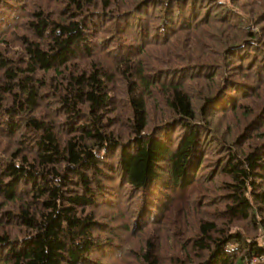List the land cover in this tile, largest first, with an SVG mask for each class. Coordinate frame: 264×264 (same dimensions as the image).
Instances as JSON below:
<instances>
[{"label":"trees","instance_id":"trees-1","mask_svg":"<svg viewBox=\"0 0 264 264\" xmlns=\"http://www.w3.org/2000/svg\"><path fill=\"white\" fill-rule=\"evenodd\" d=\"M95 1L63 0L65 14L55 18L44 10L46 4L34 3L32 9V0H0V42L18 26L33 37L21 36L24 67H15L18 71L0 53L7 80L0 90L13 99L11 107H0L8 110L7 129L18 128L14 114L39 106L37 70L59 77L54 88L61 109L60 119L55 113L52 120L28 117L24 125L35 134L33 148L0 159V264H98L90 257L101 245L102 210L115 204L122 212L112 190L126 186L132 198L140 192L130 231L145 237L142 264H158V230L177 208L169 201L171 192L194 184L215 214L199 219L189 250L182 244V256L171 253L174 264L264 259V0H98L97 12L86 18L91 13L86 6ZM238 3L250 8L255 29L234 36L235 26L244 24ZM192 5H200L197 13L186 8ZM151 7L152 22H141ZM183 12L188 19H181ZM98 15L110 23L102 39ZM169 27L185 32L192 47L176 51L181 43L169 41L172 33L157 36ZM153 43L162 46L156 48L163 50L161 57L174 62L167 76L168 69L150 70L140 57ZM96 50L118 61L119 74L125 75L124 111L118 112L112 95L116 88L109 89L114 76L99 61L87 70L58 72ZM193 66L199 73L188 71ZM201 80L196 110L191 85L199 87ZM155 92L161 108L151 120ZM212 152L217 157L210 169L205 161ZM106 242L110 252L115 242ZM128 248L116 249L113 264H125Z\"/></svg>","mask_w":264,"mask_h":264},{"label":"rangeland","instance_id":"rangeland-1","mask_svg":"<svg viewBox=\"0 0 264 264\" xmlns=\"http://www.w3.org/2000/svg\"><path fill=\"white\" fill-rule=\"evenodd\" d=\"M34 3L37 4H46L44 10L45 11H51V14L55 18L57 16H62L65 13L63 12L64 9V2L63 0H32L30 7L33 9ZM249 3V2H248ZM248 3H246L248 5ZM99 5L98 0L95 1L93 5L88 4L86 6V10H90L91 13L86 14V18L90 16L93 12L96 11L95 7ZM201 5V4H200ZM195 7L192 5V7L187 6L186 8L193 9L195 13H197L198 8L200 7ZM239 9V12L241 13L243 17V22L244 24L241 26H235L236 28L232 31L234 32V36L238 33L241 32L242 29H244L246 32H249V30H254L255 29V23L251 22L250 17H249V9L247 7H241L240 3L236 5ZM250 6V5H249ZM89 7V8H87ZM153 7V6H152ZM151 7V8H152ZM148 8L150 9V13L147 17L142 16L141 22L142 21H147V22H152V17H151V11L154 10L153 8ZM138 10L143 11L141 8ZM85 10H83L84 12ZM97 12V11H96ZM236 12V13H239ZM86 13V12H84ZM238 15V14H237ZM240 15V16H241ZM181 19H188L186 12L183 15H181ZM195 17L191 18L193 21ZM104 17H100V15L97 16L96 20V25L97 27L100 28V32L98 33L97 37L99 39H102L108 33L106 32V29H109L110 23L109 21L105 22ZM236 20L235 16L233 15V18H231V21L233 22ZM153 24V23H152ZM187 26V25H185ZM106 28V29H105ZM25 26L23 27H16L15 31L9 36V38H5L0 42V53L11 60L13 63L12 66H14V71H18L17 68H23L24 67V46L22 45L23 38L21 36H28L30 39H33V37L30 34V30L27 31ZM170 31V32H169ZM176 31L172 33L171 28L166 29L164 33L159 32L158 37H166L168 33H172L168 39L170 42L173 40H179L178 43H181V46L179 49L176 51H185L186 49L192 47L190 45V38L188 39L189 36H185V32L181 31ZM130 32H128L129 34ZM231 33V32H230ZM164 34V35H163ZM179 34V35H177ZM181 37V39H177L178 37ZM185 36V37H184ZM184 37V38H183ZM112 37L108 36L106 38V43L114 44L112 42ZM167 38V37H166ZM165 38V39H166ZM171 38V39H170ZM105 40V39H104ZM176 42V41H175ZM207 44V43H206ZM190 45V46H189ZM212 43L209 42L207 44L208 46H211ZM113 45H111V48ZM162 47L159 46L157 43H153L148 47L145 51L142 52L140 55L141 58H143V61H147L151 65V69L153 70L155 67L158 68H166L168 69L165 71V76L168 75L171 71V67L174 66V62L172 59L167 60L169 57H164L160 54H163V50L157 51L156 48ZM157 51V52H156ZM207 51H213L207 48ZM215 52V51H214ZM154 54L158 55V57L153 56ZM85 57H75L70 61L68 64L65 66L59 68L58 72H61V74L66 75L67 73L74 71L75 69L77 70H87L90 66L91 61H99L103 65V68L105 71L111 73V75L114 76V82L112 81L109 85V89L113 90V88H116L117 93L112 92V95H116V101H117V107H118V112L119 111H124L126 108L125 105V96H127L126 93V82H125V75L124 74H119L120 68L116 66L119 62L116 61L113 58H110L107 54H104L103 51L96 50L94 54L89 56L87 55H82ZM205 57H209V55H206ZM184 56H181V59L183 61ZM214 61L219 62V58L217 55H214ZM21 66V67H20ZM15 67H17L15 69ZM189 72L194 73H199L200 69L197 68L195 69V66L191 67L188 69ZM21 73H18V76ZM160 76L164 74V72L159 73ZM181 76V75H180ZM34 79H36L39 82V85L37 86V92L40 95V102L39 106L34 110L30 112H19L17 114L13 115V119L16 120V124L18 128L15 130V132H11L10 130L7 129L6 123H5V114H8V110L3 109L5 107L4 105H10L11 107V102L13 103L12 99V94L5 93L4 91L0 90V107L3 105V107L0 109V159L1 160H9L10 156L12 155L13 151L16 149L20 148V151L22 154L28 153L32 148H33V139H34V132L30 130L27 126H25L24 122L28 119V117H34V118H48L49 120L53 119V116L51 113H55V117L57 119H60L61 116L60 112L61 109L58 107L57 101H55V96H57V89L54 88V86L57 85V80L59 77H56V74L53 70L49 71H39L37 70L34 73ZM223 81V79H222ZM9 84H13V81L10 80L8 82ZM203 83L205 81L199 82V87L195 86L194 84L191 85L193 92H192V97H193V104L194 108L198 110L199 107V102H198V95L200 91L203 89ZM0 85L1 86H6L7 85V80L3 76V69L0 68ZM0 86V87H1ZM157 98H156V97ZM155 97V98H154ZM22 100V98H19ZM159 102L158 100V94L155 92L153 94V99L150 100L149 105H150V110L155 109V114H153L151 111L149 112L150 118L152 120V117H155V115L159 114L158 113V108H161V105H158L157 103ZM10 115V114H9ZM219 115V114H218ZM158 116V115H157ZM212 116V115H210ZM215 121H217V117H215ZM220 119V118H219ZM221 120V119H220ZM219 120V127L222 126V123ZM151 124V122H150ZM117 127L121 130V132L124 131L122 128H120L118 125ZM60 130V128H59ZM119 130V131H120ZM235 131V130H234ZM233 131V132H234ZM177 132V131H176ZM173 133L172 136H174ZM232 132V135H233ZM208 133H206L207 135ZM63 137L62 135H60ZM215 152L210 153L208 156V153L205 154L207 157L206 163H208L207 167L212 169V160H215ZM204 156V157H205ZM210 166V167H209ZM115 182L118 181L115 180ZM213 183L219 184L218 181L215 179L213 180ZM195 185V184H194ZM194 185L190 186L189 189H186L184 191H175L171 192V197L169 198V201L172 202V205L176 202L177 203V208L175 210L168 213L167 215V224H164L161 226V229L159 228L158 230V238L159 240L155 243L157 246V261L158 264H174V260L172 258V252L176 253L174 257H178V255L181 254L182 256V249H180V246L183 244L186 248V250H189L190 247V239L192 235H195L196 232H194L197 228V223L199 219H205L207 217H213V214H215L214 207H211L210 204L207 203V200L202 197H198V192L196 187ZM128 186L126 188L124 187V190L122 188H118L116 191L112 190V194H114L117 198L115 202L118 205V202L120 203V206L123 205V211L120 212L118 210V207L114 204L111 207H105L102 211H104L101 215V225H104L105 228H102V232H100L99 235H97V239L101 242L93 253V255L90 257L93 259V262L96 263L99 261L98 264H113V260L111 259L112 254L116 251V249H120V246H128L130 250V253L128 254V260L125 262V264H142V259H141V248L144 245V240L145 237L143 238L140 234L132 235L133 233L130 231L131 228H133L132 224V214L134 213V208L137 205V198L140 195V192H137V195L132 198V193L129 194ZM208 192L211 190L210 187H208ZM160 191V190H159ZM118 195V196H117ZM115 198V197H114ZM207 198V197H206ZM152 199V198H151ZM204 202H203V200ZM156 199H153V201ZM216 206V205H215ZM170 219V221H169ZM129 220V222H128ZM133 236V237H132ZM106 239L114 240L115 243H113L114 248L110 252H108V248L111 246L106 242ZM131 243V244H128ZM128 244V245H127ZM119 253V252H118ZM260 264H264V259L260 261Z\"/></svg>","mask_w":264,"mask_h":264},{"label":"built area","instance_id":"built-area-1","mask_svg":"<svg viewBox=\"0 0 264 264\" xmlns=\"http://www.w3.org/2000/svg\"><path fill=\"white\" fill-rule=\"evenodd\" d=\"M261 260H262L261 257L256 256V257L250 258L247 262H248V264H260Z\"/></svg>","mask_w":264,"mask_h":264}]
</instances>
